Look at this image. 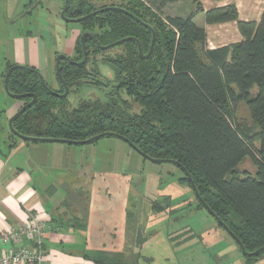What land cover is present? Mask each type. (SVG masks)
Here are the masks:
<instances>
[{
  "label": "trees",
  "instance_id": "trees-1",
  "mask_svg": "<svg viewBox=\"0 0 264 264\" xmlns=\"http://www.w3.org/2000/svg\"><path fill=\"white\" fill-rule=\"evenodd\" d=\"M177 1L121 0L120 4L99 7L90 0H70L68 17L118 6L150 25L119 9L90 16L80 22L82 31L74 47L75 56H71L74 61L84 58L81 35L85 31L91 32L102 45L133 36L146 54L151 48L152 27L156 33L153 51L149 57H142L134 39L116 45L124 48L123 52L102 57L114 67L115 77L103 83L98 78L97 55L107 49H100L93 37H87L88 61L77 65L62 60V78L73 91L86 83L103 84L108 91L102 97L84 99L72 107L68 96H58L44 86L35 67L14 69L8 80L11 92L37 95L35 104L16 118L14 127L27 136L77 141L113 131L154 158L177 160L186 167L204 201L247 251H255L264 246V12L258 22L244 21L239 19L234 3L205 11L200 0H193L195 10L189 15L164 17L163 8ZM201 11L210 24L237 21L244 39L208 48L206 30L194 20ZM92 57L95 66L90 69ZM13 65L9 64L8 69ZM57 79L61 89H52L62 93L64 85L58 75ZM255 87L257 92L253 95ZM20 100L26 103L31 98ZM131 102L139 110H134ZM239 102L247 105L255 129L236 121ZM248 156L256 166L255 173L238 170ZM183 174L178 181L189 186L197 206L205 208ZM63 185L69 197L79 199L80 190L68 191L70 184ZM55 189L49 187L50 193ZM142 199L154 212L177 211L169 194ZM63 204L70 205L67 200ZM89 206L82 209L83 216L68 211L51 215L52 227L86 230ZM128 214L122 226L130 235L124 242L116 241L120 230L116 231L115 225L110 232L112 242L106 244L109 249L85 254L87 258L91 257L96 264H139L140 249L149 237L140 222L128 221L133 213ZM115 217L113 220L117 221ZM217 223L222 227L218 220ZM0 241L3 246L1 238ZM22 244L38 245L37 240L26 239ZM263 256L264 251L254 256L244 254L245 264H256Z\"/></svg>",
  "mask_w": 264,
  "mask_h": 264
},
{
  "label": "rangeland",
  "instance_id": "rangeland-1",
  "mask_svg": "<svg viewBox=\"0 0 264 264\" xmlns=\"http://www.w3.org/2000/svg\"><path fill=\"white\" fill-rule=\"evenodd\" d=\"M90 1L99 7L121 3V0ZM183 2L186 4L184 7L190 4L189 0ZM183 4L180 2L174 5L177 14L182 12V8L184 10ZM64 6L65 0H0V96L6 98L8 104L16 100L6 92L4 85V75L8 71L6 58L15 62L10 41L13 33L32 31L31 37L36 41L32 51L28 52L30 61L40 65L37 70L51 88L61 89L55 58L64 52L75 56L74 38L76 33L82 31L80 22L64 20L61 15ZM169 6L170 3L163 8L164 17L171 14ZM123 50L122 47L114 46L98 53V78L103 83L113 80L115 71L102 57L115 55ZM93 62L92 57L90 69L95 66ZM107 91L108 88L103 84L93 83L83 84L76 91L72 88L68 95L70 106H76L84 99L102 97ZM256 92L255 87L252 94L255 95ZM131 103L134 110H139L137 104ZM236 121L243 127H256L244 102L238 103ZM15 138L34 144L31 145L35 146L32 150V155H35L34 163H42L36 170L45 171V181L49 185L63 177L62 180L70 184L68 191H81L79 199L68 195L64 197V202L67 200L70 205L62 210L83 216L82 209L87 204L95 203L99 215L114 225L122 223L129 215L128 212L133 213L128 221L140 222L149 237L140 249L139 264L246 263L236 239L223 226H219L208 210L199 208L193 190L178 181L184 174L174 163L144 159L128 142L116 136H104L84 144L27 141L18 136ZM258 145L257 142L256 146ZM238 170L241 173H255L256 166L248 156L238 165ZM120 190L123 193L108 202L112 194L115 195ZM162 194L172 196L173 208L177 211L154 212L150 204L142 199ZM108 205L111 207H107ZM48 207H51L50 202ZM114 209L117 221L113 220ZM60 212L62 211L54 208V214L58 215ZM121 229L126 237L128 233L124 231V226ZM256 264H264V256Z\"/></svg>",
  "mask_w": 264,
  "mask_h": 264
},
{
  "label": "crops",
  "instance_id": "crops-1",
  "mask_svg": "<svg viewBox=\"0 0 264 264\" xmlns=\"http://www.w3.org/2000/svg\"><path fill=\"white\" fill-rule=\"evenodd\" d=\"M183 1L185 0L170 3V15L187 16L195 10L193 0H189L190 4L185 7L186 4ZM180 2L184 3V10L182 8V12L177 14L174 5ZM200 2L205 11L234 3L238 8L239 19L244 21L258 22L264 12V0H200ZM194 20L199 26L205 28L208 48L214 49L244 39L237 21L210 24L205 20L204 11L197 13ZM79 35L80 32L76 33L73 47H75ZM31 36L32 31L11 34L10 41L15 54V62L10 61L7 57V67L9 64H22L39 69L40 65L30 61V55H28L36 41ZM64 53L72 56L70 52ZM8 103L6 98L3 99L0 96V234L9 227L25 223L33 214L58 216L53 213L54 208L61 210L60 213L65 212L62 210L65 207L62 202L67 196V189L63 186L65 183L62 180L63 177H60L58 182H52L49 185L45 181L47 177L45 171L36 170L42 166V163H34L35 155H32V150L35 149V146H31L34 144L17 140L11 136L9 119L24 103L20 99H16L11 104ZM51 186L56 188L52 193L49 191ZM122 193V190L115 195L111 193L112 196L108 202H112V198ZM57 200L59 203L56 204ZM49 202L51 207H48ZM97 210L98 207L95 203L90 204L86 230L51 226V230L45 234L43 239L46 264H96L91 257L87 258L85 254H93L96 250H108L109 247L106 244L112 242L110 232L115 227L112 223L107 222L108 220L103 219ZM125 220L126 217L122 223L118 222L117 224L116 231L120 230V233H118L116 241L124 242L126 239L121 232ZM3 248L0 241V249Z\"/></svg>",
  "mask_w": 264,
  "mask_h": 264
},
{
  "label": "water",
  "instance_id": "water-1",
  "mask_svg": "<svg viewBox=\"0 0 264 264\" xmlns=\"http://www.w3.org/2000/svg\"><path fill=\"white\" fill-rule=\"evenodd\" d=\"M69 4H70V0H65V6H64V8H63V10L61 12L62 17L67 22H81L82 20L87 19L90 16L96 15L99 12H102V11H105V10H108V9H119V10H121L123 12H126V13L130 14L132 17H134L138 21L142 22L143 24H145L147 26H150L148 23L143 22L142 20H140V18H138L134 14L130 13L128 10H126L124 8H121V7H118V6H107L105 8H101L99 10H95V11L89 13V14L81 15V16H78V17H68L66 14H67V11H68V8H69ZM151 30H152L151 48H150L149 52L146 53V54L143 52V48H142V45H141L140 41L137 38L133 37V36L125 37V38L119 39V40H117L115 42H111L109 44L102 45L98 40H96L95 36L91 32L85 31L81 35V43H82V46H83V54H84V58L81 61H74L70 56H68L65 53H60L56 57L57 75L60 78L62 84L64 85V89H65L64 92L63 93H59V92L54 91L46 83L44 77L39 72L41 81L44 84V86L50 92H52V93H54V94H56L58 96L66 97V96H68V94L70 92V89H69V86L67 85L66 81L62 78V74H61V70H60V63H61L62 60H67V61H69L72 64H77V65L85 64L88 61V51H87V44H86L87 37H93L95 39V41H96V43H97V45L99 46L100 49H109L111 47H114L116 45H119V44H122V43H124L126 41H129V40H133L134 39L138 43L139 54L142 57L147 58V57H149L151 55V53L153 51V48H154V45H155V41H156V33H155V31H154V29L152 27H151ZM16 68H29V69H31V67L30 66H26V65H22V64H15V65L11 66L8 69V71H7L6 75H5V78H4V85H5L6 92L11 97H14L16 99H23L25 97H30L31 98V100L29 102L24 103L20 107V109L13 116H11V118L9 119V128H10V131L12 133H14L16 136L20 137L23 140H27V141H40V140H44V141H52V142H71V143H76V144L89 143V142H92V141L97 140V139H99L101 137H104V136H116V137H119L121 139H124L136 151H138L140 154H142L143 156H145L147 159H150L152 161L159 162V163H161V162H172V163L178 165L183 170V172L186 174V176L189 178L190 182L192 183L193 189H194L196 195L198 196L199 200L202 202V204L205 206V208L222 224V226L236 239V241L239 243V245L241 247V250H242L243 254L249 255V256H254V255H258L259 253H261L262 251H264V246L261 247V248H259V249H257V250H255V251H251V252L246 250V248L243 245V243L241 242V240L234 234V232L230 229V227L224 221H222L217 216V214L212 210V208L204 201V199L202 198V196L199 194V192L197 190V187H196V185H195V183H194L191 175L187 171L186 167H184L177 160L168 159V158H162V159H160V158H154V157H152V156L144 153L135 143H133L132 141H130L124 135L119 134L117 132H113V131L102 132V133L96 134V135H94V136H92V137H90V138H88L86 140H82V141L70 140V139H65V138H52V137L51 138H44V137H36V136H27V135H24V134L19 133L15 129V127H14V121L26 109H28L29 107H31L32 105L35 104V102L37 101V95L35 93H20V94H15V93L11 92V90L9 89V86H8V80H9L10 74Z\"/></svg>",
  "mask_w": 264,
  "mask_h": 264
},
{
  "label": "built area",
  "instance_id": "built-area-1",
  "mask_svg": "<svg viewBox=\"0 0 264 264\" xmlns=\"http://www.w3.org/2000/svg\"><path fill=\"white\" fill-rule=\"evenodd\" d=\"M51 226L52 217L33 214L25 223L3 230L0 234L4 247L0 249V264H46L42 243ZM25 239L37 240L38 245H24Z\"/></svg>",
  "mask_w": 264,
  "mask_h": 264
},
{
  "label": "flooded vegetation",
  "instance_id": "flooded-vegetation-1",
  "mask_svg": "<svg viewBox=\"0 0 264 264\" xmlns=\"http://www.w3.org/2000/svg\"><path fill=\"white\" fill-rule=\"evenodd\" d=\"M59 93H61V92H59ZM63 93V92H62Z\"/></svg>",
  "mask_w": 264,
  "mask_h": 264
}]
</instances>
